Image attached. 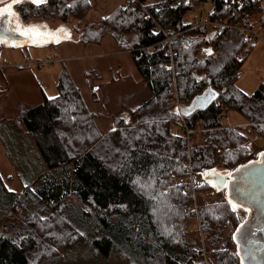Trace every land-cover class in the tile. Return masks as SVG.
<instances>
[{"label": "trees", "instance_id": "obj_1", "mask_svg": "<svg viewBox=\"0 0 264 264\" xmlns=\"http://www.w3.org/2000/svg\"><path fill=\"white\" fill-rule=\"evenodd\" d=\"M154 5L160 6L165 27L173 32L184 27L181 5ZM90 7L88 0H48L37 8L28 0L17 4L16 12L23 21L56 18L66 23L71 17L83 20ZM215 8L221 18L245 27L263 11L261 1L231 10H221L215 1ZM107 17L87 28L82 41L99 42L106 33L121 42L129 36L122 49L131 51L150 97L137 111L129 110L127 124L123 116L113 115L117 131L105 134L66 72L58 79L57 99L44 97L38 105L20 106L13 126L33 144L35 160L19 191H9L0 174V264H240L231 236L241 221L237 211L230 210L225 197L202 199L203 247L198 242L196 248L182 229L192 215L178 180L191 171L202 185L201 194L215 193L202 172H230L264 150L253 151L246 137L264 136V84L248 96L235 85L239 55L248 42L239 31L195 28L173 40L169 56L165 45L150 48L162 36L133 2ZM259 23L264 28V14ZM205 49L213 54L206 55ZM198 77L204 79L197 82ZM209 88L218 93L216 100L184 115L191 101ZM226 111L244 118L243 132L222 126ZM181 121L191 131L188 138L182 128L180 134L172 131ZM137 177L151 182L148 191L156 199L133 183Z\"/></svg>", "mask_w": 264, "mask_h": 264}, {"label": "rangeland", "instance_id": "obj_2", "mask_svg": "<svg viewBox=\"0 0 264 264\" xmlns=\"http://www.w3.org/2000/svg\"><path fill=\"white\" fill-rule=\"evenodd\" d=\"M157 1L159 0H147V3ZM88 2L91 7L83 20L71 17L66 22L76 36L75 40H62L44 46H8L0 43V174L8 189L13 191L21 189L26 177L29 176L28 166L33 165L35 160L33 144L18 127L13 126L19 108L21 105H38L44 97L47 99L56 97L57 82L63 72L70 76L78 89L101 134L113 127V115L126 117L129 110L150 97V92L135 67L131 51L122 49V45L129 42V36L122 38V42L109 33H106L99 42L84 43L81 38L87 28L99 25L100 21L109 16L114 9L132 1L88 0ZM261 6L263 11H258L251 27L264 38V28H261L259 23L264 14V0L261 1ZM206 7L210 9L208 5ZM187 19L188 15L185 14L184 21ZM46 21L52 25L57 19L51 18ZM239 60L242 65L235 85L250 95L258 86L264 84V41L248 43L246 51L239 55ZM171 93L174 102L178 104L176 89ZM221 124L223 127L237 128L242 132L243 127L247 125L244 118L235 111H226ZM17 131L21 133L14 136ZM172 131L182 133L181 127L176 124L172 125ZM246 137L253 151L256 147H263L264 136L246 134ZM187 143L190 145L189 139ZM7 177H11L12 181H7ZM185 188L184 194L190 199L188 212L192 216L183 223L182 229L188 233L186 237L188 242L196 241V248H199L200 242V247H203L199 229V204L202 199L212 202L222 199L226 191L218 192L215 189V193L201 194L198 187L194 190L189 189L188 192ZM237 213L243 219L247 211L238 208Z\"/></svg>", "mask_w": 264, "mask_h": 264}, {"label": "water", "instance_id": "obj_3", "mask_svg": "<svg viewBox=\"0 0 264 264\" xmlns=\"http://www.w3.org/2000/svg\"><path fill=\"white\" fill-rule=\"evenodd\" d=\"M10 3H12L11 0H4L3 3H0V8ZM12 11L16 13L14 19L9 20L7 16H5L3 20H0V40L3 41L0 43H4L8 46H44L62 40L76 39V36L71 32L65 22L57 20L51 25L46 20L40 18L23 21L16 12V5H13ZM16 25H20L21 28L43 25L45 27L41 29L42 31L52 33L60 28H64L68 32L69 37H65L62 33H58L57 36H53L45 41L39 42L40 40L38 39L32 41V39L22 36L17 31L13 30V28H16ZM4 29H8V31H4ZM206 93L200 94L198 98H194L189 108L186 110H190L191 112L194 109L200 108L202 98ZM259 153H264V150ZM259 153L256 159L241 164L230 171L232 173L231 178L225 175V179H230L229 186L227 188L221 186V190L226 191L225 199L226 196L232 198L234 203L241 205L240 208H242V210L245 208L248 209L246 217L241 219L239 225L236 227L237 229L243 225V228H241L240 232H237L235 229L232 234V242L235 246V251L237 252V250H239L240 253L239 256H237L240 264L241 261H243V264H264V157H261ZM257 160H260L261 163H255ZM238 168L240 171H236ZM216 171L221 174H226L218 170ZM202 178L206 181H210L212 184L216 183L214 177L209 178L202 176ZM234 187L235 192H233ZM234 235L236 236L235 240H233Z\"/></svg>", "mask_w": 264, "mask_h": 264}, {"label": "built area", "instance_id": "obj_4", "mask_svg": "<svg viewBox=\"0 0 264 264\" xmlns=\"http://www.w3.org/2000/svg\"><path fill=\"white\" fill-rule=\"evenodd\" d=\"M131 1L134 3L135 7L140 8L145 19L152 21L155 25V29L162 36V40L155 43L150 48L157 49L160 45H165L169 49V56H171L170 48L173 40L179 35L195 28H207L209 30L231 28L234 31L236 30L242 32L248 43H255L258 40L264 41V38H262L252 27H245L239 25L238 23H232L228 21V17L221 18L219 11L215 8V1H219L221 3V10H231L240 9L244 6H250L251 4L253 5L262 0H159L154 3H147V1L143 2L142 0ZM160 2L167 5L170 9H175L180 5L184 8L185 14L188 15V19L187 21H183L184 27L181 30L173 32L171 28L165 27L161 24L159 19L161 8L159 5H154ZM206 5H208L210 9H207ZM180 127L182 128L185 137L188 138L191 131L186 127L183 121L180 122ZM178 184L183 188L189 187L190 190H194L197 187L191 171H189L187 176L179 179ZM189 189H186V191H190Z\"/></svg>", "mask_w": 264, "mask_h": 264}, {"label": "snow or ice", "instance_id": "obj_5", "mask_svg": "<svg viewBox=\"0 0 264 264\" xmlns=\"http://www.w3.org/2000/svg\"><path fill=\"white\" fill-rule=\"evenodd\" d=\"M3 2H4V0H0V3H3ZM21 2H22V0H12V3L6 4L5 7L0 8V20H3L5 18V16H7V18L9 20L14 19L16 17V13H14L12 11L13 5L20 4ZM30 3L32 5H34V6H36L37 8H39L41 5L47 4L48 0H30ZM68 7L71 8V7H74V5L70 4V5H68ZM105 19H108V17H105ZM44 27L45 26H29V27H26V28H21L20 25H16L15 31H17L22 36L28 37L29 39H34L36 36L41 34L40 30L42 28H44ZM4 31H8V29H4ZM58 33H62L65 37H69L68 32L64 28H60L54 33H49L47 31H44L43 35L44 36H57ZM153 35H158V33L154 32ZM0 42H3V41L0 40ZM205 54L208 55V56H211L213 53H212L211 49H205ZM217 71H218V69H217ZM203 79H204V77H198L197 78V82H199V81H201ZM217 95H218V93H216L211 88H209L207 90V93L205 94V96L202 98V103H201L200 106L204 107L208 103H210L211 101L216 100ZM243 95L244 96H248V93L245 92V93H243ZM49 99L55 100L57 98L56 97H50ZM133 111L135 112V111H137V109H133ZM177 114H180L179 110L177 111ZM183 114L184 115H189L190 114V110L184 111ZM121 119H123L125 124L129 123V120H128L127 117H122ZM111 131L115 132V131H117V129L115 127H113L111 129ZM259 155L261 157H264V153H259ZM255 163L259 164V163H261V161L257 160ZM161 167H163V165H161ZM236 171H240V169L238 168V169H236ZM225 175L228 178H231L232 173L228 172L226 174H221V173L217 172L216 169H214V168L211 169L210 171L201 173V176H203V177H209V178H213L214 177L215 178L216 183H213L212 186L215 187L217 189V191L221 190V186L223 188H227L229 186L230 179H225ZM133 183L139 185L140 188L142 190H144L151 198H153V199L157 198V197L152 196V193L150 191H148L152 187L151 182H149V183H141L140 178L137 177V179ZM201 186L202 185H197V187H201ZM177 189H178V186H177ZM9 191H12V189H9ZM233 192H235V187L233 188ZM163 195H166V194L165 193H161V196H163ZM226 200H227V204H228L230 210L232 212H234V213L238 210V208L241 207V205H239L238 203H234L232 198H228L226 196ZM221 207H223V205H216V208H221ZM244 210L248 211L247 208H245ZM217 218H219V217H217ZM241 228H243V225H241L239 228H237L236 231L240 232ZM165 231L168 232L169 234L171 232L170 229H166ZM21 239H24V238L22 237ZM235 239H236V236L234 235L233 236V240H235ZM239 254H240L239 250H237L236 255L239 256ZM241 264H243V261H241Z\"/></svg>", "mask_w": 264, "mask_h": 264}, {"label": "flooded vegetation", "instance_id": "obj_6", "mask_svg": "<svg viewBox=\"0 0 264 264\" xmlns=\"http://www.w3.org/2000/svg\"><path fill=\"white\" fill-rule=\"evenodd\" d=\"M13 30H15V28H13ZM41 32V34L40 35H38V36H36L34 39H32V41L34 40H41V39H43V38H45V39H49V38H51V37H53V36H44L43 35V32L44 31H40ZM49 33H52V32H49Z\"/></svg>", "mask_w": 264, "mask_h": 264}, {"label": "crops", "instance_id": "obj_7", "mask_svg": "<svg viewBox=\"0 0 264 264\" xmlns=\"http://www.w3.org/2000/svg\"><path fill=\"white\" fill-rule=\"evenodd\" d=\"M39 104H40V103H39ZM125 115H126V114H125ZM112 128H113V127H112ZM112 128H111V129H112ZM111 129H110V130H111ZM110 130H109V131H110ZM107 132H108V131H107ZM107 132H105V133H107ZM105 133H103V134H105ZM17 135H18V132H17L14 136H17Z\"/></svg>", "mask_w": 264, "mask_h": 264}]
</instances>
